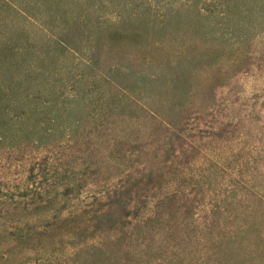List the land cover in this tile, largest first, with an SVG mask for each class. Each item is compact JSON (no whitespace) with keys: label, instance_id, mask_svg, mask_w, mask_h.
Here are the masks:
<instances>
[{"label":"rangeland","instance_id":"1","mask_svg":"<svg viewBox=\"0 0 264 264\" xmlns=\"http://www.w3.org/2000/svg\"><path fill=\"white\" fill-rule=\"evenodd\" d=\"M0 264H264V0H0Z\"/></svg>","mask_w":264,"mask_h":264}]
</instances>
